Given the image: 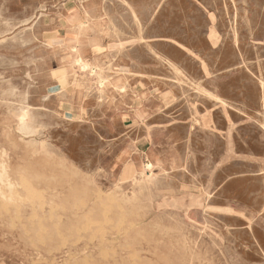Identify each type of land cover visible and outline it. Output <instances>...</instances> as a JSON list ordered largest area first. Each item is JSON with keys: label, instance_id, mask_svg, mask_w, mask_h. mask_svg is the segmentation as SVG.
<instances>
[{"label": "rangeland", "instance_id": "374dc122", "mask_svg": "<svg viewBox=\"0 0 264 264\" xmlns=\"http://www.w3.org/2000/svg\"><path fill=\"white\" fill-rule=\"evenodd\" d=\"M262 88L264 0H0V264H264Z\"/></svg>", "mask_w": 264, "mask_h": 264}, {"label": "bare ground", "instance_id": "6f19581e", "mask_svg": "<svg viewBox=\"0 0 264 264\" xmlns=\"http://www.w3.org/2000/svg\"><path fill=\"white\" fill-rule=\"evenodd\" d=\"M44 16V15H43ZM102 20V19H101ZM60 22V21H59ZM85 25H87L86 23H83V24H79V30L80 31H83L84 29H85ZM105 27V26H104ZM234 33V32H233ZM20 34V33H19ZM21 34H23V33H21ZM7 41V40H6ZM37 41V40H36ZM60 41V40H59ZM62 41V40H61ZM3 42V41H2ZM24 42V41H23ZM25 43V42H24ZM27 44V43H26ZM28 44H30V43H28ZM14 45V44H13ZM23 46V45H22ZM12 47V46H11ZM16 47V46H15ZM25 47V46H24ZM13 48H14V46H13ZM35 50V49H34ZM2 60V59H1ZM79 67H80V69L81 70H92L93 68H94V65L90 62V61H88V60H86L85 58H83V57H80V58H78L77 59V61L75 62ZM13 65V64H12ZM122 65V64H121ZM14 67V66H13ZM204 70H206V69H204ZM206 72V71H205ZM94 73V72H93ZM64 75H65V73H63ZM207 74V73H206ZM29 75V74H28ZM66 81V78L65 77H63V82H65ZM122 82V81H121ZM102 84V83H101ZM119 84V83H118ZM193 86H194V84H193ZM53 89V88H52ZM51 90V89H50ZM60 91V90H59ZM79 91V90H78ZM197 91V90H196ZM262 91L264 92V88H262ZM81 93V92H80ZM47 98H49V97H47ZM217 99H220V98H218V97H216ZM264 100V99H263ZM222 101V100H221ZM222 104H224V103H222ZM93 106V105H92ZM236 106V105H235ZM66 107V106H65ZM237 107V106H236ZM59 109V108H58ZM244 109V108H243ZM21 112V111H20ZM71 120V119H70ZM27 115H23L22 117H20L19 118V122H18V125H19V127H18V131L19 132H21V133H26V131L29 129V126L27 125ZM216 123V122H215ZM202 125V124H201ZM56 126H58V124L56 125ZM202 127L203 128H205L206 129V133H207V135H210V136H208L210 139H211V137L212 138H217V133H216V129H215V127H214V125L211 123V122H206V123H204L203 125H202ZM40 130V129H39ZM28 134V133H27ZM39 134V133H38ZM231 137V136H230ZM52 139V138H51ZM48 141V140H47ZM50 141V140H49ZM208 141V140H207ZM228 142H229V139H228ZM229 144H230V142H229ZM130 146V145H129ZM43 147V146H42ZM190 148V147H189ZM122 155V154H121ZM126 155V154H125ZM183 156V155H182ZM185 157V156H184ZM184 157H183V159H184ZM230 158H232V156H230ZM190 159V158H189ZM185 161V160H184ZM190 161V160H189ZM121 162V161H120ZM78 165V164H77ZM150 165V164H149ZM147 167V166H146ZM149 168H152V165L151 166H148V170H149ZM215 172V171H214ZM11 173V172H10ZM87 173V172H86ZM148 173V172H147ZM123 175H124V177H125V179L124 180H128V179H131L132 177H133V175H134V170H133V168L131 167V166H127V167H125V170H124V173H123ZM212 175H214V173H212ZM97 177V176H96ZM212 179V178H211ZM210 186V185H209ZM35 193V192H34ZM38 193V192H37ZM29 194V193H28ZM39 194V193H38ZM45 194V193H44ZM39 195H41V194H39ZM184 195H186V193L185 194H183V195H181V196H184ZM59 196V195H58ZM167 197H170V198H172V200L170 201V202H166L167 203V205L169 204V206H172L173 207V205H172V203L173 202H176L177 201V203L179 202V200L180 199H178V197H174L175 196V194L173 193V192H170L169 193V195H166ZM164 197V198H167V197ZM180 196V197H181ZM17 197H18V195H17V192L15 191V189H14V185H13V183H12V181L10 180V176H9V174H8V171H7V168L5 167V165L4 164H2V163H0V202H2V203H8V204H12V203H14L15 201H16V199H17ZM31 197V196H30ZM33 198H34V196H32ZM39 197V196H38ZM41 197H42V195H41ZM179 197V198H180ZM210 197V195L208 196V198ZM32 198V199H33ZM60 198V197H59ZM204 197H203V194H195L194 195V197H192V198H190L189 199V202L192 204V208L190 209V211H191V214H193L194 213V209H202V210H204V212L206 211V208H204V207H199V206H206V204L204 203V199H203ZM40 199V198H39ZM38 200V199H37ZM43 200H44V198H43ZM42 199H41V201H43ZM164 200H166V199H164ZM209 200V199H208ZM41 201H39V202H41ZM24 203V202H23ZM48 204V203H47ZM42 205V204H41ZM46 206V205H45ZM50 207V206H49ZM158 207H159V205H158ZM43 208H45V207H43ZM20 209V208H19ZM18 209V210H19ZM11 211V210H10ZM32 211H33V206H32ZM35 212V211H34ZM52 212H54V211H52ZM43 213V212H42ZM246 215V214H245ZM19 216V215H18ZM15 217V216H14ZM51 218V217H50ZM54 218V217H53ZM55 219V218H54ZM53 219V220H54ZM51 220V219H50ZM52 221V220H51ZM55 221L56 220H54L53 222L55 223ZM57 222H58V220H57ZM56 222V224H58ZM209 222V221H208ZM55 224V225H56ZM60 225V224H59ZM59 227V226H58ZM56 228V227H55ZM251 229L253 228V227H250ZM29 236V235H28ZM216 236V235H215ZM66 242V241H65ZM67 243V242H66ZM223 243V242H222ZM60 249V248H59ZM61 253V252H60ZM67 256V255H66ZM75 261V260H74Z\"/></svg>", "mask_w": 264, "mask_h": 264}, {"label": "crops", "instance_id": "0c3cea01", "mask_svg": "<svg viewBox=\"0 0 264 264\" xmlns=\"http://www.w3.org/2000/svg\"><path fill=\"white\" fill-rule=\"evenodd\" d=\"M78 11V10H77ZM75 11V9H73V10H71V16H77V18L79 19V20H81V21H83L84 19L82 18V14L80 13V11ZM87 13H91V10H88V12ZM68 23V22H67ZM68 26V25H67ZM83 42V41H82ZM84 44V43H83ZM134 85H135V83H134ZM137 85V84H136Z\"/></svg>", "mask_w": 264, "mask_h": 264}]
</instances>
